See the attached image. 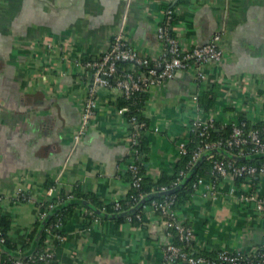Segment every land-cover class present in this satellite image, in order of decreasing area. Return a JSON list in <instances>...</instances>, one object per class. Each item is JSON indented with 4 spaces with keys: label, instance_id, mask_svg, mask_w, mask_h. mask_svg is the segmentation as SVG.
Instances as JSON below:
<instances>
[{
    "label": "crops",
    "instance_id": "obj_1",
    "mask_svg": "<svg viewBox=\"0 0 264 264\" xmlns=\"http://www.w3.org/2000/svg\"><path fill=\"white\" fill-rule=\"evenodd\" d=\"M180 1L0 0V217L10 218L9 237L19 249L1 243L0 264L36 252L37 236L28 250L21 248L39 203L74 196L76 189L83 196L67 198L73 213L64 237L48 233L58 264H165V247L173 241L155 210L146 206L145 223L135 226L122 220L127 212L112 217L118 214L98 207L126 199L130 190L134 158L117 87L98 89L86 132L77 141L75 134L92 87V74L76 62L99 59L120 31L139 55L159 57L158 29L168 5L177 8L174 32L183 49L223 32L224 57L203 65L204 79L193 69L179 71L150 89L145 175L158 181L175 173L179 143L199 116H212L221 128L264 122V0ZM214 85L220 90L209 95L206 110L200 99ZM210 151L236 162L264 158L219 147L203 154ZM205 181L177 212V222L192 229L197 252L256 253L264 243V214L244 195L264 198V175L240 185L224 178L215 190L209 177Z\"/></svg>",
    "mask_w": 264,
    "mask_h": 264
},
{
    "label": "built area",
    "instance_id": "obj_2",
    "mask_svg": "<svg viewBox=\"0 0 264 264\" xmlns=\"http://www.w3.org/2000/svg\"><path fill=\"white\" fill-rule=\"evenodd\" d=\"M164 22L158 29V38L163 45V53L159 57L141 56L136 51L132 50L126 44L123 32L117 33L110 42L106 52L97 60L77 61L76 64L84 68L89 74H92V87H90L89 95L85 101L81 124L79 125L75 139L80 140L87 130V124L90 117L93 115L97 103L96 94L99 88L117 87L122 95L130 98L139 92L150 91L154 86L160 85L166 80L172 79L176 72L195 70L199 79H204L202 71L203 65L209 62H219L224 57V49L222 48L223 32H216L211 37V40L203 45L194 47L193 49H183L181 43L176 36L172 34L174 28L171 27L176 11L165 9ZM122 62H131L139 66L146 67V70L140 73L135 72H118V65ZM197 100L198 97L196 96ZM119 114L126 117L128 108L118 109ZM127 119V117H126ZM128 124L132 127L130 131V146L134 161L130 163L129 170L135 175L138 174V166L136 160L139 159L137 149L139 143L140 130L145 126V123H139L136 117L127 119ZM231 133L227 137L212 139L211 130L216 127V122L212 116L198 117L192 121L189 126V131H199L202 137L201 145L192 153L190 166L201 158L202 154L213 148H225L231 151H238L240 154H264V123L260 127H249L246 120H240L233 123ZM186 140L179 143V152L181 155L187 154ZM208 159L213 163L210 189L215 190L219 185V180L224 178H243L245 181L253 179L255 176L264 175V163L261 165L237 164L236 161L229 158H215V154L208 156ZM134 186L140 187L142 180L141 176H135ZM205 178H199L195 183L196 191L204 183ZM175 185L177 182L174 183ZM162 192L170 190L167 187H161ZM209 190V189H208ZM50 192L53 191L51 188ZM73 194L67 198H73ZM245 200H256L259 211L264 214V198H259L254 194L244 195ZM64 198L58 196L55 198L57 203L63 202ZM3 198L0 196V204ZM52 203L50 208L55 207L54 200H49ZM174 203L173 199L166 200L162 203L157 201L151 202L150 206L153 210L160 212L163 218L164 226L167 228L175 226L180 233L181 241L190 244L193 240V232L189 227H185L177 222V214L171 208ZM115 209H121V201L114 203ZM146 204L142 207L145 208ZM41 218H45L47 213L41 211ZM140 220L145 218L144 213L139 214ZM131 217H128L130 220ZM56 227L61 228V220L59 219ZM49 231V230H48ZM50 232V231H49ZM51 233V232H50ZM170 235V234H169ZM5 241L2 233H0V243ZM262 248V249H261ZM261 248L254 254H246L242 252H227L219 251L215 259L205 256H192L180 246L169 242L165 247V264H264V243ZM54 251L47 244V248L40 252L38 260L47 261L52 259ZM36 259L30 256L24 260L8 258L4 264H35Z\"/></svg>",
    "mask_w": 264,
    "mask_h": 264
},
{
    "label": "trees",
    "instance_id": "obj_3",
    "mask_svg": "<svg viewBox=\"0 0 264 264\" xmlns=\"http://www.w3.org/2000/svg\"><path fill=\"white\" fill-rule=\"evenodd\" d=\"M183 2L181 0L179 3ZM166 9H172L176 11V6L168 5ZM178 20V17L174 18V21L171 24V27L174 28ZM172 34L175 35L174 30H172ZM146 70V67L139 66L131 62H122L118 65V72H135L140 73ZM220 88L219 85H214L211 91L205 93L201 99L200 103L201 105H204L206 107V110H209L210 103H209V95L212 94V98L215 97V95L218 94ZM150 98V92H139L133 97H126L122 95L118 100V107L119 109L127 107L128 112L126 113L127 119H130L131 117H136L137 121L139 123H145V126L141 128L140 130V136H139V143L135 147L137 149V153L139 155V159L136 160V164L138 166V174L135 175L131 170L128 171V178L130 181V190L127 195V198L124 200H121L122 208L121 209H115V205L113 204H104L101 206H98L100 209L104 210L106 213L110 214H118L119 212H127V216L131 217L130 220H128V217L123 218V221H129L135 226H142L145 223V219L140 220L138 218L139 214L144 213V208H139L137 210H134L135 207L144 199L146 200V206L150 205L151 202L157 201L159 203H162L166 200L173 199L174 203L171 205V208L177 212L184 209L186 205H188L192 199L193 196L196 194V187L195 183H197L199 178H215L216 176L212 175V169H213V163L211 160L207 159V157H204L202 161L200 159L195 163V165L190 166L189 163L192 160V153L195 149H197L201 145L202 137L199 135V131H190L188 137L186 140V147H187V154L181 155L180 161L177 164L175 168V173L172 176H163L158 181H154L152 178H149L145 175V168H144V159L146 154V132L149 129V120L144 115V111L146 109V103L148 102ZM264 123V122H263ZM262 123V124H263ZM262 124H258L256 127H260ZM129 130L132 131V127L129 125ZM232 130L231 125H226L221 128L220 124H217L216 127L211 130V137L212 139H219L222 137H227ZM212 150V149H211ZM215 152V151H213ZM235 152H238L235 150ZM215 154V153H214ZM215 158L220 159L222 158L219 155L215 154ZM200 161V162H199ZM264 163V158L258 159V160H248L246 159H238L237 164H251V165H261ZM135 176H141L142 180L140 182V187H135L134 180L136 179ZM221 181L222 179H217ZM237 183V185L242 184L245 182V179L243 178H236L234 179ZM177 182L175 185L174 183ZM54 183H48L47 187L54 186ZM161 187H167L169 189H175L177 187L178 190L174 192L171 195L162 196L159 195L158 192H162L160 189ZM61 196L64 198L63 202L57 203L55 199H53V203H55L54 208H50L51 201H45L39 203L41 211H44L47 213V219L41 218V214H39L38 220L35 223L34 229L32 232L28 235L27 242L25 245L21 248L22 251L28 250L31 245L35 242L36 236L39 239V246L36 250V252L33 254V258L36 259L35 264H58V261L56 259L55 253L52 259L47 261L38 260L39 254L41 251H43L45 248H47V238L49 231L56 235L59 239H62L64 237L62 227L66 224L68 219L71 217L73 213V206L67 201V196L65 194H61ZM74 196L76 198H80L83 195H81V192H79V189H76L74 192ZM20 199H23V196L20 197ZM157 213L160 214V212L157 210ZM45 217V218H46ZM61 220V228L56 227L54 224L58 220ZM178 221V219H176ZM185 227H188L185 224H181ZM190 228V227H189ZM9 229H10V218L8 216L2 215L0 217V233H2L5 241L3 244L10 250H19L17 248V245L12 243L10 237H9ZM49 230V231H48ZM166 233L170 234L172 237V241L175 245L182 247L185 249L189 255L192 256H205L212 259L217 258L218 252L215 254L209 253V252H197V249L195 247V243L192 240L190 244H186L184 241H181L180 239V233L177 230L175 226L169 227L166 229ZM261 248V247H260ZM262 249V248H261ZM1 253V252H0ZM4 259H7L6 255L3 256Z\"/></svg>",
    "mask_w": 264,
    "mask_h": 264
},
{
    "label": "water",
    "instance_id": "obj_4",
    "mask_svg": "<svg viewBox=\"0 0 264 264\" xmlns=\"http://www.w3.org/2000/svg\"><path fill=\"white\" fill-rule=\"evenodd\" d=\"M211 154H214V152H213V151H210V152H209V155H208V154H206V155L203 154V155L201 156V158H200V161H202L204 157H208V156H210ZM260 155L264 156V154H260ZM231 160H232V159H231ZM200 161H199V162H200ZM178 188H179V187H177V188H175V189H170V190H168V191H166V192H161V193H158V194H159V195H162V196L171 195V194H173L174 192H176V191L178 190ZM146 200H147V198H144V199H143V200L137 205V207H135L134 210H137V209L143 207V206L146 204ZM97 212H98L99 214H101V211H97ZM108 216H109V215H108ZM118 216H122V214L112 215V217H118ZM126 216H127V215H126ZM127 217H128V216H127ZM0 249L6 251L5 247H4L1 243H0ZM34 253H35V252L29 253V254H17V255H14V254H13V256H14V259H17V260H24V259L29 258L30 256H33Z\"/></svg>",
    "mask_w": 264,
    "mask_h": 264
}]
</instances>
